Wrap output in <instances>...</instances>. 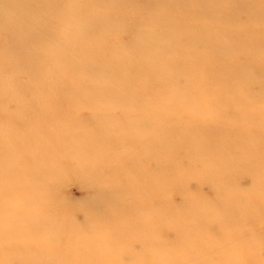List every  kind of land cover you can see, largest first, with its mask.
<instances>
[{
    "label": "rangeland",
    "instance_id": "rangeland-1",
    "mask_svg": "<svg viewBox=\"0 0 264 264\" xmlns=\"http://www.w3.org/2000/svg\"><path fill=\"white\" fill-rule=\"evenodd\" d=\"M214 1L102 0L111 8L78 10L73 19L51 24L58 33L68 34L70 28L78 46L76 63L95 60L96 65L101 56L107 67L109 52L88 53L99 51L100 40L106 43L105 27L88 19L82 23L81 17H100L114 26L113 33L121 34L107 38L108 50L119 60L116 67L111 63V73L129 76L137 65L154 71H142L136 82L112 84L103 78L106 69L92 72L93 79L77 68L70 76L56 63L34 59V44L24 49L14 31L4 44L8 36L0 28V79L11 81L0 88V147L3 153L15 151L12 160L0 162L5 165L0 171L6 172L12 161L28 165L27 179H15L13 193L0 183V230L7 235L3 243L12 244L0 254L5 261L67 264L81 255L90 264H264V123L257 122L258 114L264 122V0H221L222 7L213 11ZM183 8L201 9L194 20L202 25L194 27L197 43L192 47L189 37L184 41L188 27L177 22ZM110 13L125 17L120 21ZM229 15L223 25L202 21ZM153 17L152 23L143 21ZM58 33L46 42L52 54L66 43ZM162 42L170 48H155ZM44 46L39 43L38 50ZM143 52L153 57L151 65ZM158 61L164 72L173 71L172 79L193 62L195 74L219 67L224 77L235 75L220 84L211 77L207 81L224 100L214 122L152 80L160 76L151 67ZM137 86L142 92L134 97ZM187 86L180 79L173 90L189 96L194 90ZM245 98L252 104H243L249 114L244 117L236 115L241 105H226ZM178 115L203 126L177 125ZM167 125L175 134L164 138L159 127ZM22 141L19 153L15 148ZM29 170L33 180L38 176V187L30 186ZM4 190L12 202L3 198ZM23 193L29 197L28 210L18 199Z\"/></svg>",
    "mask_w": 264,
    "mask_h": 264
},
{
    "label": "bare ground",
    "instance_id": "bare-ground-1",
    "mask_svg": "<svg viewBox=\"0 0 264 264\" xmlns=\"http://www.w3.org/2000/svg\"><path fill=\"white\" fill-rule=\"evenodd\" d=\"M221 2H222L221 0H215L213 2V4H212L214 6L213 11H215V8H217V7H219V8L222 7ZM104 5H105V1H104ZM104 8L110 9L111 7L103 6L102 0H90V1H87V0H0V9H4V10H0V28H2V31H3L2 35L8 36L6 38V40L4 39V44L9 45L8 43L10 42V40H8V38H9L8 33H12L14 31L13 34H15L16 37H19L20 39H22L20 41H22L25 44L24 49H28V48H26V46L28 47L27 44H29L30 41H31V44H34V46L36 47L33 54H32L34 59L38 58V56L39 57L41 56V58H44V60H46V61L48 60L49 64H51V66H52V64L56 63L70 76L73 75L72 72L76 71V68H77V69L81 70V72L80 71H77V72L80 75H82L85 79H88L89 76H91V78L93 79L92 72L97 73L103 69H106V71L104 72L105 77H103V78H107L112 84H117V83H120L119 80L123 81L125 79H131L132 81L136 82V79L140 80V78H138L140 76V73H142V71H145V70L147 71L148 74H149V72L151 74H154V71L151 70V68L145 66V68L142 69V67H139L138 65L134 66L135 71L133 74H131L129 76H121L119 74L114 76V74L111 73V71L114 72V70L111 69V66H110L111 63H113V66L116 67L119 60L116 59V55H114L113 53H111L110 50H108L109 48H112V46H110L111 41L109 42V44L107 43V38L110 40L112 38L111 34L120 35L121 31H120V33H119V31H117L116 33H113L115 27L114 26L112 27L110 25H106L107 22L105 20L103 21L100 17H96V18H94V16L93 17L89 16V18L88 17L87 18L81 17V21L83 23L84 21H86L88 19L89 22L92 21V24L100 25L102 28L105 27L104 32L106 34V43L107 44L105 43L104 40H100L99 41L100 43L98 44V47H99L98 50L99 51L96 50L93 54V50H92V51H88V53L90 55H94L95 57H99L100 52L103 54L105 52H109L110 55L108 57H110V63H109L110 65L108 67L106 64L108 62L105 63L106 65L101 64V60H99V58L101 56L97 59L96 65H94L95 60L88 62L89 64H86V63L78 64V63H76V62H78L79 55L75 53V49L78 46L75 45V39L72 36V34L70 33V28L68 29L69 30L68 34L64 31H61L58 33L59 30H57V32H56V30H51V28H50L51 24L56 23L60 19H63L65 21H67L69 19H73L75 17V12L78 10H90V13H91V12L97 11V10H104ZM186 10L184 8L182 9V18L179 17V20H177V22H179L180 26L185 24L186 27H188L190 33L184 32L183 36H185L184 37L185 44H187L186 41L188 40V37L191 39L189 45L192 47L193 45H195L197 43V42L195 43V41L197 40V36H196V33L194 32V29H195L194 27H198V26L202 25V23L200 24V22L195 23L196 20H194V19H197L196 16L201 11V9L200 10L198 9L197 11H191V12H189L188 10L186 11ZM213 11H212V13H214ZM110 14L119 18L118 15H116L114 13H110ZM108 15L109 14L107 13L105 17H107ZM123 17H125V14L121 18H123ZM221 17L222 16L216 18L215 20H210V18H208V19L204 18V19H202V21L205 23H210L214 27L215 24L216 25L217 24L223 25V23H225L228 19H230L231 16L229 15V17H222V18ZM121 18H119L120 21H121ZM143 21H147V23H149V22L152 23L156 20L153 17L150 19L147 18L146 20H143ZM3 22H5V23H3ZM155 24L156 23H154L153 26H155ZM17 26L20 29H17ZM44 27L46 28V30ZM173 29L177 30V27L175 24L173 26ZM199 29H201V28H199ZM100 31H101V29H100ZM56 33H58V37H60L61 34L64 35V38H65L64 40L66 41V43H64L63 47L61 46L62 47L61 50H58L56 53L52 54L51 52L48 51V46H46V42L48 41V39H49L48 37L51 36V34L55 35V37H54V39H55ZM85 38H87V37H85ZM233 40H235V39H233ZM39 43H44V45H45L40 50H38V44ZM103 43H105V44H103ZM119 43H120V41L116 42V45H118ZM0 45H3L1 40H0ZM149 48L145 47L144 49H149ZM155 48L160 49V50L162 48H164V49L168 50L170 48V44L169 43L164 44V42L158 43ZM171 49H172V47H171ZM29 51H32V50L30 49ZM114 52H116V51H114ZM25 53H26V50H25ZM143 54L147 58V61H148V59H151V62L148 61L149 65H151L153 57L150 54L145 53V52H143ZM7 60L12 62L10 57H7ZM106 61H108V60H106ZM141 65L143 66V64H141ZM161 65H162L161 62L158 61L156 67H154L153 65L151 66V67H153L155 72H157V74L160 75V76L156 75L157 78H152V80L154 82L159 81L161 88L166 87L168 90H170V92L172 93L171 94L172 98H174L175 96H177L179 99L183 98L184 103H185L184 105H187L190 109H193L197 113H200V115L202 116V119H209L211 121V123L214 122V121H212L214 119V111L216 109L224 107L223 106L224 100L218 98L216 91L214 90V87L212 85H209V83L207 81H209V78L211 77L210 78L211 82L220 84L223 81L226 82L227 79L234 78L235 75L230 73L229 76L224 77L226 72L224 69L219 68V67H218V69H214L213 71H210L209 69H201L200 73L195 74L192 71H190L191 67L197 66L196 62H193L192 64L189 63L188 66H186V70H183L179 74V76L176 75L172 79L171 76H174L172 74L173 71L171 69H169V70L166 69L167 71L164 72L165 68ZM169 65H170V63H169ZM8 67L10 68V66H8ZM236 67L233 68V70H231L234 74L237 73ZM157 70H159V71H157ZM33 72H34V70H33ZM151 76L153 77L155 75H150L149 77L151 78ZM180 79L184 80L188 84L187 87L194 90L189 96H188V93L186 91L180 92L179 94H177L175 92L176 90H173L176 88L177 83L180 85ZM13 80H14L13 82H16L15 79H13ZM201 80L203 81V84H201L202 83ZM144 81L141 83L143 88H145V82ZM8 82L11 83V81L9 79H0V88L2 89V86L9 84ZM168 84H171V85L168 86ZM63 85H64V83H63ZM129 85H130V87H132L131 84H129ZM42 88L44 89L43 86H42ZM56 88H60V85L57 86ZM44 90L48 91L47 85L45 86ZM141 92H142V88L137 86V88L135 89V92L133 94L134 97H136L135 95H137L138 93L141 94ZM75 97H77V96H75ZM104 97H105V95H104ZM54 98L55 97H53L51 99L54 100ZM107 98H108V96H106L104 99V101H106V103L108 102L107 100L109 99V98L108 99ZM101 101H103V100L100 99L99 103ZM108 103H110V102H108ZM243 104L244 105H251L252 102L246 98L243 101H241V100L233 101L231 99V100L226 102V105H228L229 107H232L233 105H236L238 107L241 105L240 114H236V115H239L240 117H244L246 115H249V114H246L243 112V110L246 109V108H244V109L242 108ZM84 107H87V106H84ZM192 107H194V108H192ZM250 107L253 108V106H250ZM250 107H247V108H250ZM106 111H104V112H106ZM249 112H251V110H249ZM211 113H213V115L209 116ZM230 116H233V115H230ZM260 117H261V114H258L257 122L261 127H263L262 124L264 122L259 120ZM168 120H169V118H168ZM177 120H178L177 125L183 126L184 128H187V126H189V125H197L198 128H202V126H203L201 123H197L196 119L193 117H191V119H187V121H185L186 119H184V117H181V115H178ZM160 129H162V131L165 135L164 138H167L170 134H175V133H173V127L171 125H167L165 127L160 126L159 130ZM250 131H252V129ZM183 139L184 138L178 139L177 143H175V145L178 146L183 141ZM22 142L23 143H19V145L15 148L16 150L18 149L19 153L21 152L20 147H22V145L25 143V141H22ZM150 144H151V147L153 145H157L154 143H150ZM1 151H2V148L0 149V162L1 161H7L8 162L9 160H12L10 158V157H12L11 153H15V151L9 152V150H8L6 153H3ZM164 153H166V151L161 152V154L163 156H164ZM27 166H28L27 164H22V163L12 161V163L10 164V167L8 169H6V172L0 171V183L7 186L8 191L10 193H13L12 190L15 189V186L13 185V181L15 179H24V181H25L27 179L26 178L27 177V175H26ZM0 168L5 169V165L0 163ZM32 174H33V172L31 170H29L28 178H30ZM33 178H34V175H32L31 180H33ZM36 179H38V176L32 181L33 183H30V186L38 187V184L35 182ZM122 182H125V181H122ZM20 187L22 190L26 189L23 182H20ZM224 187H225V183H224ZM224 187L221 189L223 190ZM2 194H3L4 199H7L9 201L14 200L13 198H11V200H10L8 193L5 190L3 191ZM18 199H20V204L22 206H24L25 208L29 205L26 203L28 201L29 197L25 193H23V195L20 196V198H18ZM18 199L16 200L17 202H18ZM26 209L28 210V207ZM32 210H34V208H32ZM7 211H9V210H7ZM37 213H38V215L42 214L43 217L45 216L44 211H41V212L38 211ZM2 225L3 224L1 223L0 228L2 227ZM7 228H8V230H10L9 226H7ZM2 230L3 229L0 230V254H3L4 247H12V244L9 242L3 243L4 242L3 240L7 241V238H6L7 235H2L1 234ZM17 237H18V235H17ZM74 258H76V259L73 260L71 257L68 258L67 260H69V261L67 264H81V262H83V261L86 262L87 264L91 263V259L83 257L81 255H75ZM0 261L2 263L9 264V261H5L4 257H2V256H0Z\"/></svg>",
    "mask_w": 264,
    "mask_h": 264
}]
</instances>
